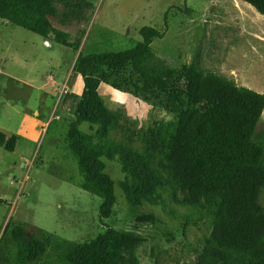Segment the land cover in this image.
I'll return each instance as SVG.
<instances>
[{"label": "rangeland", "instance_id": "rangeland-1", "mask_svg": "<svg viewBox=\"0 0 264 264\" xmlns=\"http://www.w3.org/2000/svg\"><path fill=\"white\" fill-rule=\"evenodd\" d=\"M85 1L88 4L75 16L49 19L72 35L82 32L77 51L0 18V229L12 216L30 223V232L38 226L81 242L107 225L142 237L136 250L141 264H195L209 221L180 205L176 219L159 206L131 205L119 185L125 173L119 163L106 158L116 201L110 217L99 221L101 198L81 188L77 159L66 139L83 87L81 75L73 70L74 61L78 52L131 47L141 41L142 26L162 29L166 16L165 35L155 38L145 55L119 67L88 64L107 106L122 105L144 129L155 121L171 120L188 107L183 65L195 58L214 74L221 64L223 72L233 73L228 82L263 94L264 16L243 0ZM193 106L207 110L204 102ZM80 128L92 135L97 130L87 122ZM13 136L16 145L9 151ZM252 139L263 145L264 159V116ZM260 202L264 206V188ZM0 264L14 263L5 253ZM33 264L56 261L49 253Z\"/></svg>", "mask_w": 264, "mask_h": 264}, {"label": "trees", "instance_id": "trees-1", "mask_svg": "<svg viewBox=\"0 0 264 264\" xmlns=\"http://www.w3.org/2000/svg\"><path fill=\"white\" fill-rule=\"evenodd\" d=\"M245 1L264 14V0ZM87 4L0 0V18L77 51L82 32L72 35L49 19L60 15L64 21ZM164 23L162 29L142 26L141 41L131 47L78 52L73 70L81 75L83 87L66 139L77 159L81 188L101 198L98 219L103 223L116 201L115 181L103 158L115 161L125 173L119 185L131 205L159 206L171 219L178 218L180 205L209 221L195 264H264L263 145L252 139L264 110V94L218 78L195 58L183 65L188 107L171 120L142 129L122 105L107 106L99 80L88 72L90 62L119 67L145 55L152 41L165 35L166 16ZM201 102L207 110L193 106ZM83 122L95 126L96 133H85ZM2 139L0 132V143ZM15 145L13 136L7 149L13 151ZM29 226L9 216L0 229V258L6 253L11 263L33 264L50 253L56 264H141L136 250L143 239L130 230L106 225L90 240L76 242L38 226L30 232Z\"/></svg>", "mask_w": 264, "mask_h": 264}, {"label": "bare ground", "instance_id": "bare-ground-1", "mask_svg": "<svg viewBox=\"0 0 264 264\" xmlns=\"http://www.w3.org/2000/svg\"><path fill=\"white\" fill-rule=\"evenodd\" d=\"M243 2H245L246 4H248L249 6H251L252 8H255L254 6H252L250 3L246 2L245 0H243ZM255 10L262 16H264V14L260 13L256 8ZM216 76L222 80H225V81H230L233 77V73H225L223 72L222 70V66L220 64V67L217 68L216 72H215ZM264 94V93H263ZM264 116V110H263V114L261 115L260 118H262ZM260 120V119H259Z\"/></svg>", "mask_w": 264, "mask_h": 264}, {"label": "crops", "instance_id": "crops-1", "mask_svg": "<svg viewBox=\"0 0 264 264\" xmlns=\"http://www.w3.org/2000/svg\"><path fill=\"white\" fill-rule=\"evenodd\" d=\"M4 20V19H3ZM5 21H7V20H5ZM44 38V37H43Z\"/></svg>", "mask_w": 264, "mask_h": 264}]
</instances>
